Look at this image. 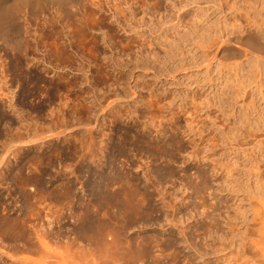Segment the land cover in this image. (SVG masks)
I'll return each instance as SVG.
<instances>
[{
    "label": "rangeland",
    "instance_id": "obj_1",
    "mask_svg": "<svg viewBox=\"0 0 264 264\" xmlns=\"http://www.w3.org/2000/svg\"><path fill=\"white\" fill-rule=\"evenodd\" d=\"M91 1L79 0L78 5H71L66 0L60 7L66 8L67 14L64 12L61 17L58 16V20L49 18L46 13L48 7H52L49 3L36 16L29 14L27 21L22 22L21 34L24 37L32 40L37 34V40L41 39L39 49L42 47L41 50H44L47 43L46 48L55 53L64 39L53 34L50 26H54L55 30L62 27L75 42L72 47H67L74 55L72 61H67L68 65L60 69L64 72V80H58L54 71L49 69L48 56L40 50L34 52L30 47V50L27 49L29 57L37 58L38 62L33 65V60L28 61L23 71L15 72L17 79L12 78L13 75L8 74L10 72L3 79L13 90L10 92L13 95H8L18 109L12 110L7 104L10 97H0V132L7 126H19L18 112H22L29 122L35 121V124L48 128L52 108L59 112L63 120L55 131L63 132L51 142L43 139L39 149L43 151L40 162L26 159V152L22 153L19 149L22 155L6 154V161L10 160L0 166L3 173L0 184V264H264L259 263L260 258H255L256 252L246 244L256 234L255 213H264V70L260 79L261 89L253 82L252 88H246L245 95L232 96L233 87L230 88V84L236 78L232 61L209 59L208 62L199 43L201 33L209 29L212 34L220 27L230 30L246 23L253 25L259 39L264 42V0H99L98 6L90 4ZM103 5L121 7L119 10L122 12L116 10L118 20L109 16L112 11L96 8ZM42 19H48L47 23ZM131 27L138 29L139 34L143 33L142 39L144 37L152 43L148 48L153 49L149 59L148 56L136 57L133 53L138 50L134 45L136 43H129L126 37ZM102 36L109 42L104 43ZM96 38L99 42L93 44ZM146 40L141 42L146 45ZM3 46L0 42V60L5 62V67L13 65L17 56ZM129 49L133 52H128ZM166 49H171L170 53ZM94 50L104 56L103 63L100 60L91 63L88 52ZM60 53H56L54 58L63 61V53L59 56ZM87 62L90 66L83 71V64ZM93 63L103 67L107 65L101 75ZM250 64L251 60L243 61L238 66V75L245 72ZM80 66L83 68L80 69ZM36 67H45L47 71L36 70ZM34 72H41L38 76L44 81L40 83L45 90L43 94L40 91V94L31 95L30 88L28 90L31 84L27 87L26 81ZM2 74L0 72V81L4 76ZM70 77H73L72 81L68 80ZM146 87L152 88L149 91ZM155 91L158 98L152 95L156 94ZM116 93L119 95L117 100L112 97ZM191 95L193 98L188 99ZM147 98L152 102L149 111L152 110L155 117L166 112L165 118H162L165 120L156 117L164 121L160 129H165L159 133L160 137L161 133H165L168 134L165 135L167 139L173 127L181 128L174 132L176 138L182 141L177 139L179 144L184 143L185 146V142L188 143L186 117H192L196 129L203 130L195 139L208 144L206 159H188L189 143L185 151L175 150L174 156L162 147L158 149L140 142H135L137 148L133 151L126 152L128 130L129 142L133 144L136 137L152 138L151 141L158 139L157 131L151 126L148 134L142 130L145 116L149 115L148 108L143 107ZM169 100L170 107L165 103ZM107 101L112 103L107 106ZM237 101L241 104L238 105ZM247 101H250L249 105ZM183 102L185 110L181 108ZM110 105L120 110L118 114L121 117L115 118L108 112ZM159 106L163 110H159ZM132 109H136L133 116L129 113ZM231 109L234 110L233 115ZM169 110H174L176 114L171 113L174 117ZM235 126L241 129L238 131ZM14 127L10 129L14 130ZM252 128L255 130L253 135ZM229 129H233L232 132ZM244 131H247L246 134ZM13 132L16 133L15 130ZM103 132L107 135L103 136ZM247 133H250L249 136ZM100 134L107 142H102V150L95 141ZM18 144L29 153L35 149H28L25 143L19 142L16 146ZM52 146L56 150L51 152ZM18 156L20 158L17 159ZM157 156H161L159 160ZM170 156L171 160L167 161ZM139 159L148 169L137 168ZM39 169L45 173L43 189L32 178ZM10 170L11 173L17 170L16 183L9 176ZM131 174L134 180L129 179ZM148 175L157 190L161 188L160 191H163L165 201L169 202L166 206L157 202L154 192L157 190L146 180ZM25 192H29L28 198H24ZM146 192L151 197L150 203L144 197ZM146 203L149 209L145 208ZM171 203H177L176 212L168 206ZM173 216L188 224L185 230L192 248L169 223V218ZM214 223H218L217 226ZM177 224L179 226L180 222L177 221Z\"/></svg>",
    "mask_w": 264,
    "mask_h": 264
},
{
    "label": "bare ground",
    "instance_id": "obj_2",
    "mask_svg": "<svg viewBox=\"0 0 264 264\" xmlns=\"http://www.w3.org/2000/svg\"><path fill=\"white\" fill-rule=\"evenodd\" d=\"M70 2V4L71 5H78L79 3H78V1L79 0H69ZM89 1H91V0H89ZM64 2H66V0H0V42H1V44L2 45H4L3 47H6L7 49H9L10 51H14V53L13 54H15L16 56H17V58H15V62H14V64L12 65H7V67H5L4 66V64H5V62L3 61H1L0 60V72L1 73H3L4 74V76H2L1 78H2V85H0V89H1V91H0V97L3 95H5V96H7L6 98H8V97H10L8 94H11L10 92L11 91H13V90H10V88H9V86L6 84L7 82L6 81H4L3 79L5 78V77H7L6 75H7V73L8 72H10V73H8V74H10V75H13L12 76V78L14 77V78H16V75L17 74H15V72L17 71V70H22L23 71V68H24V66L25 65H27L28 64V61L30 62L31 60H33L32 61V63H33V65L34 64H36L37 62H38V60H37V58H32V57H29V54H28V48H29V50H30V47H32L33 48V50L32 51H42V53H43V55L44 56H48V58H49V60H47V61H49L48 63L50 64V67H49V69L51 68L53 71H54V74L56 75V78L58 79V80H61V79H63L64 80V77L65 76H63L64 75V72H62V71H60V69H63V67H64V65H68V64H66L67 63V61H69V62H71L72 61V56L74 55L73 54V52H72V50L70 51L68 48L69 47H72V44L73 43H75V42H73L74 40H72L73 38H72V36L71 35H69V32L67 33V31H63V28L62 27H60L58 30H55V28H54V26H50L51 27V30H54V33L53 34H58V38H59V36H60V38L61 39H64V41H62L60 44V46H59V48L58 49H56L57 47H58V45H56V48H53V49H56V50H58V51H56V53H58V52H62L63 53V56H64V60L63 61H58L56 58H54V55L56 54L55 53V51H51V50H49V49H47L46 47L48 46H46V44H45V48H44V50H41L42 49V47H40L41 49H39V47H38V44H41V43H38V42H41V41H39V40H41L40 39V37H39V39L37 40V38H38V36H33V38H32V40L30 39L29 40V38L27 37H24L22 34H21V31L23 30L22 29V22H25V21H27V18H28V16H29V14L31 15V14H34V16H36V14L39 12V11H42V9L44 10V8L46 7V5L47 4H49V3H51L52 4V7H48V9L46 10L47 12V14L49 15V18H55V19H57L58 18V16H60V15H62V14H64V12L67 14V11H66V8H64V7H60L62 4H64ZM88 2V1H87ZM102 2V1H101ZM96 4L97 6L100 4V1L99 0H95V2L94 1H91V3L90 4ZM108 3V2H107ZM66 4V3H65ZM102 4V3H101ZM105 4H106V2H105ZM104 4V5H105ZM114 4V3H113ZM103 5V7H96V8H98V10H104V11H112V12H110L111 14H109V16L111 17V16H113V18L115 17L117 20H118V17L116 16V10L119 12V11H123V10H119L120 8L119 7H105ZM47 8V7H46ZM68 8V7H67ZM130 8V7H129ZM124 9V8H123ZM80 10H81V8H80ZM84 10V9H83ZM88 10V9H87ZM95 11H97V10H95ZM131 11V10H130ZM77 12H78V10H77ZM83 13V12H82ZM105 13V12H104ZM131 13V12H130ZM42 14H44V13H42ZM118 14V13H117ZM81 15V14H80ZM83 15V14H82ZM85 15V14H84ZM87 15V14H86ZM119 15H120V13H119ZM118 15V16H119ZM124 15V14H123ZM131 15V14H130ZM45 16V15H44ZM122 16V15H121ZM39 17V16H38ZM61 17V16H60ZM37 18V17H36ZM45 18V17H44ZM59 19V18H58ZM57 19V20H58ZM85 19V18H84ZM123 19V18H122ZM128 19V18H127ZM131 19V18H130ZM39 20V19H38ZM43 20V19H42ZM45 21H46V19H44ZM43 20V21H44ZM42 21V22H43ZM47 21H48V19H47ZM47 21H46V23H47ZM53 21V20H52ZM54 22V21H53ZM56 22V21H55ZM35 23V22H34ZM109 23H111V22H109ZM30 24V23H29ZM52 25V24H51ZM59 25H60V23H59ZM84 25V24H83ZM110 25V24H109ZM32 26V25H31ZM61 26V25H60ZM111 26V25H110ZM42 27V26H41ZM66 27V26H65ZM87 27V26H86ZM33 28V27H32ZM37 28V27H36ZM53 28V29H52ZM122 28V27H121ZM210 28V27H209ZM221 28V27H220ZM220 28H217V29H215V33H212V34H210V29H209V31L208 32H204V33H201L202 35H201V37L199 38V43H200V45H201V51L204 53L203 55L206 57V59L208 60V62H210L211 60H215V61H222V60H231L232 62H231V64L234 66V75L236 76V78L234 79V81H231V84H230V88H232L233 87V94H232V96L234 95L235 97L237 96L238 97V95L240 94V95H245L246 93H247V91H246V88L248 87V88H252L251 87V84L254 82V84H256V85H258V87L260 86V84L262 83V82H260V79L262 78L261 77V75L263 74L262 73V70H264V42L263 41H261L260 39H259V36H258V34L255 32V30H254V28H253V25H251V24H245V25H238V26H234L233 28H231L230 30H226V29H220ZM25 29H27L28 30V28H25ZM30 29V28H29ZM35 29V28H34ZM33 29V31H35ZM43 29V28H42ZM45 29H47V28H45ZM87 29H89V28H87ZM99 29H101V28H99ZM27 30H26V32H27ZM138 30V29H137ZM135 28H130V33H128V35L126 36L127 37V39H128V41H129V43H136V44H134V45H136L135 47L138 49V50H134V52L133 51H130L131 49H129L128 50V52L130 51V52H133L134 54H136V57L138 56V57H147L148 56V59H149V55H150V53H152V50H148V48L150 47V45L152 44L148 39L146 40L144 37H143V39L141 38L142 37V34L143 33H138V31H137ZM216 30H217V32H216ZM226 30V31H225ZM30 31V30H29ZM32 31V32H33ZM39 31V30H38ZM48 31V30H47ZM36 32H37V30H36ZM39 32H41V31H39ZM46 32V31H45ZM53 32V31H52ZM51 32V33H52ZM106 32V31H105ZM109 32V31H108ZM107 32V33H108ZM161 32H163V30L161 31ZM203 32V31H202ZM43 33V32H42ZM50 33V34H51ZM106 33V34H107ZM28 34V33H27ZM30 34V33H29ZM31 34H33V33H31ZM53 34L51 35V36H53ZM148 34V33H147ZM150 34H151V32H150ZM175 34V33H174ZM40 35H41V33H40ZM158 35V34H157ZM160 35V34H159ZM161 35H162V33H161ZM166 35V34H165ZM168 35V34H167ZM166 35V36H167ZM23 36V37H22ZM45 36V35H44ZM114 36V35H113ZM112 36V37H113ZM150 36V35H149ZM166 36H163V37H166ZM169 36V35H168ZM43 37V36H42ZM41 37V38H42ZM93 37V36H92ZM103 37V36H102ZM152 37H153V35H152ZM157 37V36H156ZM158 37H161L162 38V36H158ZM53 38V37H52ZM57 38V37H56ZM76 38V37H75ZM147 38V37H146ZM167 38V37H166ZM95 39V38H94ZM120 39V38H119ZM151 39V38H150ZM153 39V38H152ZM155 39V38H154ZM193 38H191V40H192ZM113 40V39H112ZM122 40V39H121ZM138 40H139V42H138ZM146 40V45H145V43H143V42H141V41H145ZM96 41H98L99 42V39L97 40V38H96V40H94L92 43L93 44H96ZM102 41L104 42V43H108L109 41H108V39H106V37H103L102 38ZM152 41V40H151ZM154 41V40H153ZM157 41V40H156ZM171 41V40H170ZM97 42V43H98ZM115 42V41H114ZM118 42V41H117ZM112 43V42H111ZM129 43H127L128 44V46H130L129 45ZM155 43V42H154ZM51 44V43H50ZM53 44V43H52ZM132 44V45H133ZM43 45V44H42ZM99 45V44H98ZM106 45V44H105ZM108 45V44H107ZM199 45V46H200ZM44 46V45H43ZM111 46H113V45H111ZM2 47V48H3ZM68 47V48H67ZM93 47V46H92ZM115 47V46H114ZM135 47H133V48H135ZM5 48V49H6ZM66 48H67V51H66ZM110 48V47H109ZM130 48H132V47H130ZM173 49V48H172ZM181 49H184V48H181ZM93 50V49H92ZM167 50V49H166ZM171 50V49H170ZM169 49L167 50V53H170L169 51H170ZM2 51V50H1ZM88 51V50H87ZM31 52V51H30ZM55 54H54V53ZM98 51H90V52H88L91 56H90V58H91V63H92V61L94 62V61H99L100 60V62L101 63H103V60H104V56H102L101 55V53L99 52V53H97ZM127 52V53H128ZM62 53H60L59 54V56H62L61 54ZM82 53V52H81ZM127 53H126V56H127ZM132 53V54H133ZM146 53V54H145ZM88 54V55H89ZM105 55V54H104ZM130 55V54H129ZM3 56V55H2ZM35 56V55H34ZM43 56V57H44ZM55 56H57V55H55ZM85 56V55H84ZM132 56V55H131ZM157 56V55H156ZM155 56V57H156ZM159 56V55H158ZM79 57V56H78ZM88 57V56H87ZM122 57V56H121ZM128 57V56H127ZM130 57V56H129ZM133 57V56H132ZM2 58V57H1ZM59 58V57H58ZM133 58H135V57H133ZM60 59V58H59ZM82 59V58H81ZM107 59V58H106ZM150 59H152V58H150ZM157 59V58H156ZM209 59H210V61H209ZM74 60H75V58H74ZM137 60V59H136ZM135 60V61H136ZM249 60H251V64H250V66L246 69V71L245 72H241V74L240 75H238V73H239V67H240V65H242V63H243V61H249ZM44 61H45V59H44ZM128 61V60H127ZM153 61V60H152ZM156 61V60H155ZM4 63V64H3ZM83 63H86L85 61L83 62ZM96 63V62H95ZM95 63H93V64H95ZM90 63L89 62H87V64L86 65H84L83 64V66H84V69H82L83 68V66H80L81 68L80 69H82L83 71L86 69V67H89L90 65H89ZM100 64V63H99ZM127 64V63H126ZM71 65V64H70ZM82 65V64H81ZM92 65V64H91ZM94 66V65H93ZM107 65H105L104 64V67H103V65L102 64H100V65H96L95 64V70H97V72L98 73H100V75H101V72H104V68L106 67ZM239 66V67H238ZM39 67V66H38ZM65 68V67H64ZM79 68V67H78ZM43 70V71H47V68H45V67H43V68H37L36 67V70ZM79 69V70H80ZM88 69V68H87ZM241 69V68H240ZM51 70V71H52ZM90 69H88V71H89ZM92 70V69H91ZM35 71V70H34ZM82 71V73H84ZM87 71V72H88ZM243 71V70H242ZM39 72V71H38ZM37 72V74H36V72H34L35 74L34 75H30V76H28V79H27V87H28V85H30L31 84V86L30 87H28V90H29V88H30V94L31 95H33L34 93H39L40 94V91H41V94H43L42 93V91L44 90V87H42L41 88V86H40V83L41 82H44L43 81V79L41 78V76H38V74H41V72L40 73H38ZM86 72V71H85ZM96 73V72H95ZM2 74V75H3ZM27 74V73H26ZM31 74V73H30ZM106 74V73H105ZM66 75V74H65ZM73 75V74H72ZM77 76V75H76ZM79 76V75H78ZM105 76V75H104ZM158 76V75H157ZM68 77V76H67ZM66 77V78H67ZM155 77V76H154ZM26 78V77H25ZM73 78V77H72ZM72 78L70 77L68 80H71L72 81ZM17 79V78H16ZM75 79H76V77H75ZM10 80V79H9ZM0 81V82H1ZM226 82V81H225ZM67 83H69V81L67 82ZM82 83V82H81ZM115 83V82H114ZM46 84V83H45ZM71 84V83H70ZM78 83L76 82L75 83V85H77ZM83 84V83H82ZM81 84V85H82ZM137 84V83H136ZM150 84V83H149ZM47 85H48V83H47ZM107 85V84H106ZM109 85V84H108ZM138 85V84H137ZM44 86V85H43ZM145 86V85H144ZM146 86H148V84L146 85ZM225 86H229V85H227V84H225ZM69 87V86H68ZM72 87V86H71ZM70 87V88H71ZM73 87H76V86H74L73 85ZM79 87V86H78ZM137 87V86H136ZM140 87V86H139ZM143 87V86H142ZM261 87H263V85L262 86H260V89H261ZM147 88V87H146ZM152 88V87H151ZM150 88V89H151ZM264 88V87H263ZM45 89H48V87L47 88H45ZM72 89V88H71ZM80 89H81V86H80ZM79 89V90H80ZM89 89V88H88ZM147 89H149V88H147ZM150 89H149V91H150ZM27 90V89H26ZM27 90V91H28ZM45 91V90H44ZM47 91V90H46ZM90 91H91V89H90ZM88 92V91H87ZM153 92H154V90H153ZM156 92V91H155ZM161 92V91H160ZM160 92H158V93H160ZM27 93V92H26ZM84 93H86V92H84ZM93 93V92H92ZM262 93V92H261ZM45 94V93H44ZM88 94H90V93H88ZM150 94H152V93H150ZM162 94V93H161ZM263 94V93H262ZM13 94H11V96H12ZM91 95V94H90ZM152 95H155V96H157V98H158V95H157V92H156V94L154 93V94H152ZM151 95V96H152ZM164 95V94H163ZM170 95V94H169ZM168 95V96H169ZM194 95V94H193ZM264 95V94H263ZM263 95H261V97L263 96ZM48 96V95H47ZM167 96V95H166ZM185 96V95H184ZM190 96V95H189ZM188 96V99L189 98H193V96L192 97H189ZM14 97V96H13ZM115 100H117L118 98H119V95H117V93L116 94H114L113 96H112ZM148 97V96H147ZM160 97H162V96H160ZM186 97V96H185ZM241 97V96H240ZM243 97V96H242ZM5 98V97H4ZM111 98V97H110ZM156 98V97H155ZM154 98V99H155ZM166 98V97H165ZM168 98V97H167ZM234 98V97H233ZM252 98V97H251ZM264 98V97H263ZM263 98H262V100H263ZM11 99V100H10ZM89 99V98H88ZM148 99V98H147ZM146 99V102H143V104L145 105V106H143V107H146V108H148V114L149 115H147V116H145V118H146V121H145V123L143 124L144 126L142 127V130H144L147 134H148V131L147 130H149L150 128H153L155 131H157V137H158V139L157 140H152L151 141V139L152 138H149V139H139V137H136V133L133 135L132 134V136H134V137H136V139H134L135 141H134V144L133 143H130L129 142V137L127 136V133H128V131H126V152L127 151H130V150H134L135 149V147L137 146V145H135V142H140L141 144L142 143H144V144H148V145H152V146H156V147H158V149H159V147L161 148H163L162 150H168V151H170L171 152V155H173V154H175V150L177 151H183L184 150V148H185V146L189 143V147L191 148V150H189L190 152V155L188 156V159H189V157L190 158H192V159H198L199 161H201V160H204V159H206V157H207V146H208V144H205L204 142H202V140L201 139H195V137H197L198 135H200V133H201V131H203L202 129H201V131H199V129L197 130L196 129V127L194 126V124H192V122L194 121V120H192V117L190 118V117H186L187 118V120H186V128H187V130H188V133L186 134V136H187V142L188 143H186L184 140V142H185V146H184V143L182 144H179L180 142H178V140L180 139L179 137H177L176 138V136H175V132H174V130H180V129H178L177 127H173L172 128V130L173 131H170V135H169V137L167 138V139H165V135H168V134H165V133H161V137L159 136L160 134V132H162L161 130L162 129H165V128H162V129H160V125L164 122V121H162L161 122V120L159 119H157V118H165V114H166V112H165V114L163 115V114H161V113H159V115H161V116H156L155 117V114L152 112V110H150L149 111V109L151 108V106H152V102L150 103V99H148L147 100ZM160 99V98H159ZM159 99H157V100H159ZM182 99V98H181ZM235 99V98H234ZM144 100V99H143ZM142 100V101H143ZM164 101H167V99H163ZM183 100V99H182ZM185 100V99H184ZM196 100V99H195ZM206 100V99H205ZM242 100V99H241ZM105 101H106V99H105ZM154 101V100H153ZM160 101V100H159ZM162 101V100H161ZM160 101V102H161ZM187 101V100H186ZM191 101H194V100H191ZM239 101V100H238ZM238 101H237V103H238ZM244 101V100H243ZM242 101V103L243 104H245L246 102H243ZM264 101V100H263ZM61 102V101H60ZM73 102V101H72ZM137 102V101H136ZM155 102V101H154ZM158 102V101H157ZM163 102V101H162ZM174 102V101H173ZM187 102H189V101H187ZM208 102V101H207ZM235 102H236V99H235ZM249 102L250 101H247V105H249ZM111 104L112 103V101L111 102H109V101H107V103H106V105L108 106V104ZM165 103H168L169 104V107H170V103H171V101L169 100L168 102H165ZM165 103H163V104H165ZM192 103V102H191ZM209 103V102H208ZM236 103V104H237ZM240 104H241V102H239ZM239 103H238V105H239ZM7 104H9V106L10 107H12L11 109L13 110V108H15V111H17V109H18V107H16V105L15 104H13V102H12V97H10V98H8V103ZM75 104V103H74ZM157 104V103H156ZM182 104V103H181ZM188 104V103H187ZM197 104V103H196ZM206 104V103H205ZM250 104H252V103H250ZM61 105V104H60ZM117 105H118V103H117ZM59 106V105H58ZM87 106V105H86ZM111 106V105H110ZM165 106H166V104H165ZM181 106V105H180ZM185 103L183 102V106L181 107L183 110H185ZM242 106V105H241ZM245 106V105H244ZM252 106V105H251ZM254 106V105H253ZM1 107V106H0ZM55 107V106H54ZM134 107V106H133ZM137 107V106H136ZM162 107H164V105L162 106ZM162 107L160 108V106H159V110L161 109V110H163L162 109ZM167 107V106H166ZM173 107V106H172ZM197 107V106H196ZM243 107V106H242ZM255 107V106H254ZM40 108V107H39ZM37 108V110L40 112L41 110L40 109H42V108ZM85 108V107H84ZM83 108V109H84ZM189 108V107H188ZM56 109V108H55ZM129 109V108H128ZM165 110H166V108H164ZM169 109V108H168ZM171 109V108H170ZM174 109V108H173ZM177 109V108H176ZM179 109V108H178ZM177 109V110H178ZM75 110V109H74ZM79 110H81V109H79ZM109 111L108 112H110L111 113V115L113 116V117H115V118H117V117H121V114H118L119 112H120V110L117 108H115V106H111L110 107V109H108ZM183 110H181V112L183 113ZM232 110V109H231ZM253 110V109H252ZM36 111V110H35ZM85 111V110H84ZM134 111H136V109H132V111H130L129 113H130V115H132L133 116V113H134ZM234 110H232V112H233ZM255 111H257V109H255ZM124 112V111H123ZM138 112V111H137ZM155 112V111H154ZM169 112H170V110H169ZM172 112H174V110L173 111H171L170 112V115H172L173 116V114H171ZM180 112V113H181ZM231 112V111H230ZM13 113V112H12ZM16 113V112H15ZM142 113H144V112H142ZM175 113V112H174ZM185 113V112H184ZM258 113V112H257ZM75 114V113H74ZM73 114V115H74ZM124 114V113H123ZM176 114V113H175ZM178 114H179V112H178ZM234 114V112L232 113V115ZM259 114V113H258ZM48 115V114H47ZM110 115V116H111ZM140 115V114H139ZM143 116H144V114H142ZM146 115V114H145ZM186 115H187V113H186ZM260 115V114H259ZM50 117V120H49V124H47L48 126H46V127H48V128H43V126L41 127V126H39L40 124H35V121H34V123L33 122H29L28 121V119L22 114V112H18V127H14V126H12V127H14V130H15V134H13L14 132V130H12V129H10V128H12V127H8L7 126V128H5L4 129V131H2V132H0V137H3V138H1L0 139V166L1 165H4V163H5V161L8 159L7 157H6V159H5V156H6V154H13V156L17 153V154H19V155H22V154H20L21 152L19 151V149H22V153H24V152H26V154H24V156H26V159H28V160H31V159H35L37 162L39 161H41L40 160V158L42 157V155H43V151H39V149L40 148H42V144L44 143V140L43 139H45L46 141H49V142H51L50 140H52L53 138H55L56 136H58L57 134H59L60 132H63V131H55L56 130V128L58 127V125L60 124H62V122H63V120H61V115L59 114V112H56L53 108H52V111H51V114L49 115ZM123 116V115H122ZM129 116V115H128ZM135 116V115H134ZM167 116H169V114L167 113ZM171 116V117H172ZM178 116V115H177ZM176 115H175V117H177ZM183 116H185V114H183ZM249 116V115H248ZM4 117V116H3ZM174 117V116H173ZM179 117V116H178ZM133 118V117H132ZM144 118V117H143ZM154 118H156V120L154 121ZM167 118H170V117H167ZM182 118H184V117H182ZM253 118V117H252ZM29 119H30V117H29ZM45 119H46V117H45ZM175 119H178V118H175ZM4 120V119H3ZM108 120V119H107ZM130 120V119H129ZM162 120H165V119H162ZM179 120V119H178ZM248 120V119H247ZM31 121V120H30ZM109 121V120H108ZM112 121V120H111ZM133 121V120H132ZM166 121H170V120H166ZM177 121V120H176ZM184 121H185V119H184ZM254 121V120H253ZM83 122V121H82ZM81 122V123H82ZM113 122V121H112ZM144 122V121H143ZM142 122V123H143ZM175 121H173V123H174ZM178 122V124H179V121H177ZM9 123V122H8ZM65 123V122H64ZM85 123V122H84ZM257 123V122H256ZM43 123H41V125H42ZM46 124V123H45ZM80 124V123H79ZM130 124V123H129ZM133 124V123H132ZM141 124V123H140ZM177 124V125H178ZM10 125V124H9ZM14 125V124H13ZM16 125V124H15ZM85 125V124H84ZM136 125V124H135ZM181 125V124H180ZM258 125V124H257ZM3 126H5V125H3ZM67 125H65V127H66ZM151 126V127H150ZM175 126V125H174ZM64 127V126H63ZM141 127V126H140ZM150 127V128H149ZM182 127H183V125H182ZM251 127V126H250ZM16 128V129H15ZM149 128V129H148ZM184 128H185V126H184ZM183 128V129H184ZM234 128H236V129H238V131L241 129L239 126L238 127H234ZM240 128V129H239ZM66 129V128H65ZM245 129V128H244ZM253 129V128H252ZM62 130H64V129H62ZM90 130V129H89ZM112 130V129H111ZM167 130V129H166ZM170 130V129H169ZM176 130V131H177ZM186 130V131H187ZM231 129H229V131H230ZM233 130V129H232ZM232 130H231V132H232ZM249 130V129H248ZM247 130V131H248ZM257 130V129H256ZM263 130H264V127H263ZM86 131V130H85ZM151 131H152V129H151ZM182 131V130H181ZM184 131V130H183ZM242 131V130H241ZM246 131V132H247ZM255 130L253 129V133L251 132V135H253L255 132H254ZM92 132V131H91ZM150 132V131H149ZM172 132V133H171ZM173 132H174V134H173ZM179 132V131H178ZM245 132V131H244ZM246 132H245V134H246ZM132 133V132H131ZM182 133V132H181ZM229 133V132H228ZM56 134V135H55ZM62 134V133H61ZM88 134H90V133H88ZM87 134V135H88ZM103 134V136H104V134L105 135H107L105 132H103L102 133ZM138 134V133H137ZM178 134V133H177ZM180 134V133H179ZM230 134V133H229ZM229 134H226V135H229ZM250 134V133H249ZM249 134L247 133V136H249ZM54 135V136H53ZM63 135V134H62ZM69 135V134H68ZM183 135V134H182ZM225 135V136H226ZM244 135V134H243ZM250 135V136H251ZM52 136V137H51ZM91 136V135H90ZM103 136H101V134H100V136H94L95 138H96V143L99 145V147L98 148H102V142L103 141H105V139H104V137ZM179 136V135H178ZM185 136V137H186ZM48 137L49 138H51V139H48ZM62 137V136H61ZM68 137V136H67ZM77 137V136H76ZM80 137V136H79ZM156 137V138H157ZM199 137V136H198ZM246 137V136H245ZM47 138V139H46ZM63 138V137H62ZM179 138V139H178ZM184 138V137H183ZM182 138V139H183ZM227 138H231V136H228ZM93 139V138H92ZM107 139V138H106ZM178 139V140H177ZM232 139V138H231ZM65 140V139H64ZM53 141V140H52ZM55 141V140H54ZM93 141V140H92ZM179 141H181V140H179ZM19 142H21V144H23V143H25V145H27L28 146V149H30V148H32V149H34V150H32L30 153L28 152L29 150H25L23 147H19V144H18V146H16V143H19ZM75 142V141H74ZM182 142V141H181ZM260 142V141H259ZM92 143V142H91ZM105 143H107L106 141H105ZM136 143V144H137ZM257 143H258V140H257ZM261 143V142H260ZM260 143H259V145H260ZM53 144V143H52ZM86 144V143H85ZM258 145V144H257ZM258 145V146H259ZM26 146V147H27ZM50 146V145H49ZM58 146V145H57ZM79 146H81V145H79ZM88 146V145H87ZM45 147V146H44ZM74 147V146H73ZM137 148V147H136ZM145 148V147H144ZM46 149V148H45ZM138 149H140V148H138ZM137 149V150H138ZM142 149V148H141ZM188 149V148H187ZM48 150V149H47ZM56 150V147H53L52 146V148H51V152L52 151H55ZM75 150H77V149H75ZM80 150V149H79ZM102 150V149H101ZM72 151V150H71ZM185 151V150H184ZM29 153V154H28ZM92 153V152H91ZM187 153H188V151H187ZM16 154V155H17ZM177 154V153H176ZM12 156V157H13ZM47 156H49V155H47ZM51 156V155H50ZM49 156V157H50ZM58 156V155H57ZM174 156V155H173ZM137 157V156H136ZM140 157V156H139ZM160 157L161 156H157V158L156 159H160ZM176 157V156H175ZM16 158V157H15ZM18 158H20L19 156L17 157V159ZM24 158V157H23ZM163 158V157H162ZM166 158V157H165ZM168 158V157H167ZM166 158V160L167 161H169V160H171V156H170V158H168L167 159ZM22 159V158H21ZM25 159V158H24ZM89 159V158H88ZM143 159V158H142ZM10 160V159H9ZM8 160V161H9ZM34 160V161H35ZM52 159H50V161H51ZM54 160V159H53ZM57 160V159H56ZM8 161H6L7 163H8ZM33 161V162H34ZM49 161V160H48ZM58 161V160H57ZM164 161V160H163ZM37 162H36V164H37ZM166 162V161H165ZM6 163V164H7ZM10 163V162H9ZM28 163V162H27ZM27 163H24V164H27ZM35 163V162H34ZM133 163V162H132ZM32 164V163H31ZM52 164V163H51ZM54 164V163H53ZM136 164V163H135ZM9 165V164H8ZM29 165V164H28ZM145 164H144V162H143V160H141V159H139L138 160V162H137V168H140V169H145V168H147V167H145L144 166ZM38 166H39V164H38ZM9 167V166H8ZM11 167V166H10ZM21 167H23V166H21ZM3 168V167H2ZM13 168V167H12ZM36 168V167H35ZM40 168V167H39ZM36 169H38V168H36ZM126 169H131V168H126ZM148 169V168H147ZM9 170V169H8ZM12 170V169H11ZM11 170H10V173H9V176H11L10 178L13 180V181H15L16 179H17V176H16V173L17 172H15V171H17V170H15V171H13L12 173H11ZM167 170V169H166ZM34 171H35V169H34ZM37 171V170H36ZM141 171V170H140ZM19 173V172H18ZM132 173V172H131ZM44 172L42 171V169H39V172H37V173H35L34 174V177L32 176V178L34 179V181L39 185V187H40V189H43V188H45V176H44ZM148 174V173H147ZM7 175H8V173H7ZM18 175V174H17ZM152 175V174H151ZM170 175V174H169ZM146 176V175H145ZM149 176V175H148ZM147 176V179L146 180H148V182L150 183V185H152V187H154V189L155 190H157V186H154V184H153V182L151 181V178H150V176L148 177ZM0 184H1V180L3 179V173H1L0 172ZM7 177V176H6ZM8 178V177H7ZM24 179V178H23ZM129 179L130 180H134V177H133V174H131L130 176H129ZM128 179V180H129ZM137 180H138V178H136ZM18 181V180H17ZM28 181V180H27ZM32 181V180H31ZM132 182V181H131ZM141 182V181H140ZM15 183H16V181H15ZM12 184V183H11ZM135 184V183H134ZM139 184V183H138ZM138 184H136V185H138ZM132 185V184H131ZM149 185V184H148ZM147 185V186H148ZM15 186V185H14ZM17 186V185H16ZM134 186V185H133ZM146 186V185H145ZM134 187H136V186H134ZM147 188H149V187H147ZM34 189V188H33ZM158 189H159V187H158ZM161 189V188H160ZM160 189L159 190H157V191H154L155 193H156V197H157V202H159L160 203V205L161 206H164L165 204H167V202L165 201V200H167L166 198H164V196H163V191H160ZM15 190L17 191V188H15ZM14 191V190H13ZM151 192V191H150ZM149 192V193H150ZM153 192V191H152ZM29 193V192H28ZM27 192H25L24 193V198L26 197V198H28V196H30L29 194H28ZM165 193V192H164ZM167 193V192H166ZM141 194V193H140ZM165 195V194H164ZM166 196V195H165ZM171 196V195H170ZM144 197L146 198V200H147V202L148 203H150L149 202V200H150V198L151 197H149V194L146 192V194L144 195ZM175 197V196H174ZM144 198V199H145ZM171 198V197H170ZM133 199V198H132ZM174 199V198H173ZM137 200V199H136ZM171 200H172V198H171ZM175 201V200H174ZM166 202V203H165ZM148 203H146V205H144V206H146L145 208H148L149 209V204ZM169 203V202H168ZM153 204V203H152ZM133 205V204H132ZM177 205V203H175V204H172L171 203V205H168L169 207H170V209H172V211L173 212H176L178 209V205ZM166 206V205H165ZM141 207V206H140ZM139 207V208H140ZM144 208V207H143ZM147 209V210H148ZM170 221V222H169ZM169 223L171 224V225H174V228H176L175 230L177 231V233H178V235H179V237L186 243V245L188 244V247L190 246L191 248H192V246H191V244H190V242H189V238H188V236H187V230H185V228L188 226V224H185V223H183V221L181 222V220H179V218H174V216L173 217H171V218H169ZM177 221L178 222H180V225L178 226V224L176 225V223H177ZM189 223V222H188ZM169 224V225H170ZM215 224V223H214ZM218 224V223H217ZM217 224H215L216 226H217ZM254 226H255V237L253 238V239H251L248 243H246L247 244V246L249 247V249L250 250H253V251H255L254 253L256 254L255 256H257V257H255L256 259L259 257L260 258V260L262 259H264V213H262V212H256L255 213V217H254ZM175 225L177 226V227H175ZM41 239H43V238H41ZM40 240V239H39ZM45 241V240H44ZM132 242V241H131ZM183 242V243H184ZM42 243H43V241H42ZM45 243V242H44ZM194 250V249H193ZM202 255V254H201ZM254 255V254H253ZM254 257V256H253ZM205 260V259H204ZM258 260V259H257ZM256 260V261H257ZM260 260H259V263H264V261L263 262H260ZM202 262H204V261H202ZM228 263V262H227ZM256 263V262H255ZM204 264H205V262H204ZM207 264V263H206Z\"/></svg>",
    "mask_w": 264,
    "mask_h": 264
}]
</instances>
